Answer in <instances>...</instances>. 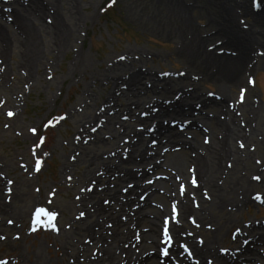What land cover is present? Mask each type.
Wrapping results in <instances>:
<instances>
[{"label":"bare ground","instance_id":"obj_1","mask_svg":"<svg viewBox=\"0 0 264 264\" xmlns=\"http://www.w3.org/2000/svg\"><path fill=\"white\" fill-rule=\"evenodd\" d=\"M163 1L180 33L186 74L162 77L134 66L125 54L95 80L112 89L101 108L78 116L61 168V185L83 191L75 201L53 206L62 215L75 211L79 220L70 222L69 232L51 221L44 225L62 245L58 264H264V224L236 225L240 208L264 198V174L260 184L238 176L258 135L263 140L257 144L264 143V119L256 104L232 100L253 69L251 42L224 24L203 37L188 14L190 7L180 0ZM55 9L38 0L0 2V106L6 101L17 114L20 92L52 67L44 60L50 43L44 44L43 34L48 32L60 52L78 27L66 24ZM260 9L256 14L264 21V7ZM217 36L234 52L231 56L205 48ZM193 66L216 92L199 88ZM73 67L74 72L82 67L78 57ZM8 70L17 75L14 86ZM81 167L85 170L76 175ZM249 171L260 174L255 168ZM9 183L0 178V249L12 241L30 208L46 202L23 194L19 183L14 189L10 185L13 193L6 195ZM254 189L262 190L263 197H250ZM232 227L235 240L221 255L219 247ZM35 256L27 264H49L40 263L38 251Z\"/></svg>","mask_w":264,"mask_h":264},{"label":"rangeland","instance_id":"obj_2","mask_svg":"<svg viewBox=\"0 0 264 264\" xmlns=\"http://www.w3.org/2000/svg\"><path fill=\"white\" fill-rule=\"evenodd\" d=\"M9 1L0 0L4 3ZM38 1L56 8L66 24H78V27L67 40L65 50L60 52L54 50V40L48 32L43 34L44 44L50 43L46 45L49 51L44 60L52 65L51 69L31 89L20 92L19 114L6 101L0 106V178L10 182L5 194L11 196L10 185L14 189L19 183L23 194L46 201L32 206L26 218L18 222V229L10 239L12 241L7 240V245L0 249V264H27L26 259L29 258L34 262L37 251L38 258L43 259L40 263L58 264L62 258L64 251L61 243L55 241L56 234L52 235L44 225L50 220L49 213L55 216V227L68 232L72 228L70 222L79 220V214L75 211L66 210L62 215L53 206L62 207L75 201L78 192L83 191L81 187L76 191L61 185L64 182L61 168L70 151L69 142L78 127V116L101 108L112 89V85H106L105 81L97 84L95 80L114 67L116 61L120 62L125 54L136 62L134 66L162 77H184L186 74V61L179 51L180 33L163 0ZM180 1L191 8L188 14L203 37L218 31V24H224L230 26L238 37L251 42L249 52L253 58V69L244 84L234 90L232 100L243 106L248 102L255 103L260 117L264 119V21L256 14L264 7V0ZM107 10L108 14L105 15ZM5 11L7 13L8 9ZM50 22L47 21L48 24ZM205 48L218 55L231 56L234 53L224 46L219 36L209 40ZM75 57L82 65L76 72L72 70ZM14 60L15 55L9 58V63L12 65ZM193 68L191 75L200 84L199 88L206 94L216 92L213 83ZM12 71L8 70L9 82L14 86L17 75ZM41 73L38 71V75ZM243 106L239 107V115L243 114ZM140 128L137 127V130L141 131ZM262 140L263 137H256L247 161L239 167L238 176L245 180L247 175L249 181L256 184L261 183L264 174V143L257 144ZM239 145L241 151L246 150L241 142ZM227 166L231 168L232 164L228 163ZM252 168L258 169L261 176L256 171H249ZM84 170V167L78 168L75 174H81ZM73 175L69 178H73ZM262 195V190L250 192V197L254 199ZM262 199L249 207L240 208L236 213V225L258 228L264 224ZM8 225L12 226L13 221H8ZM233 235L232 227L219 247L221 255H227L232 246L230 244L235 240ZM242 244L247 245V241ZM61 264L68 263L65 261Z\"/></svg>","mask_w":264,"mask_h":264},{"label":"snow or ice","instance_id":"obj_3","mask_svg":"<svg viewBox=\"0 0 264 264\" xmlns=\"http://www.w3.org/2000/svg\"><path fill=\"white\" fill-rule=\"evenodd\" d=\"M165 255H168V252H167V250H165Z\"/></svg>","mask_w":264,"mask_h":264}]
</instances>
